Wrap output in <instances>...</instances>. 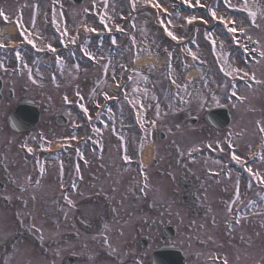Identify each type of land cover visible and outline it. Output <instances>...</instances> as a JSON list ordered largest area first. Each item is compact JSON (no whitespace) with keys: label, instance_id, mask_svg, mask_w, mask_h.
<instances>
[{"label":"rangeland","instance_id":"rangeland-1","mask_svg":"<svg viewBox=\"0 0 264 264\" xmlns=\"http://www.w3.org/2000/svg\"><path fill=\"white\" fill-rule=\"evenodd\" d=\"M157 3L160 7H154L155 13L152 7ZM230 3L233 7H229L224 0H199V3L197 0H107L105 6L104 0H84L83 5L73 7V12L69 11L71 19L73 15L77 17L66 24L69 36L65 41L71 42L67 45L72 48L69 54L61 57L59 63L56 59V64L53 59L52 70H44L40 67L38 59H28V61H37L33 64V71L21 68V72L14 74L13 79H18L23 77L21 76L23 73L28 76V73L36 72V69L46 74L51 73L53 69L58 71V78L62 82L49 89L50 96L80 91V100L87 105L90 112L88 118L91 119H87L85 123H89L90 126L74 136L77 138L87 135L92 141L96 139L102 149L95 154L91 149L89 151L84 147L81 155L86 164L79 166L80 170L73 178L68 177L66 173L68 172L66 156H54L57 161H53L50 157L41 162L40 164L46 168V174L38 181V178L33 181L30 177L35 167L32 162L15 171V175L22 182L25 179L24 182L29 180L31 184H27L26 203L19 209V215H16L17 213L12 215L9 210H0V242L12 232V224L19 222L20 219L26 227L33 226L39 230L40 245L39 241L34 243L27 240L26 246L24 245L27 256L25 262L10 258L6 264H65L68 258H74L76 262L72 264H147L148 254L159 245V230L149 229L145 232L144 223L149 224L151 221L157 223L163 215L159 214L160 216L157 217L152 212L161 211L162 205L171 198L169 193L172 184L165 177L169 172L163 175L164 172L161 171L162 166L168 164L169 148L176 146L180 152L185 150V154L189 156V160H193V164L200 165L206 162L208 167L211 165L219 167L223 162V160H214L210 154H207L212 152L208 148H215L216 141H212L208 129H204L201 124L202 114L207 109L226 102L228 75L225 73L237 68L234 66L237 61L233 65L235 58L218 32L211 33V40L207 37L206 33L210 32L206 31V25L212 20L207 7L216 9L218 17L234 19L237 28L244 27L246 30L244 34L240 33V37L249 36L256 39L258 47L264 48V34L257 35L249 31L246 19H251L246 18L248 14L243 7L244 0H230ZM247 3L254 11L264 10V0H247ZM184 4L207 7L197 12H189L182 8ZM85 8L89 9L90 16L85 15ZM101 15L105 17L103 23ZM134 17L133 21H128ZM191 17L207 23H195L196 19L189 23L187 18ZM27 19L32 27L33 21L30 20L32 16ZM47 19L52 22L50 17ZM262 22L263 20L258 19L259 24ZM82 23L89 24L88 27L94 28L98 33L104 31L110 36L102 42L101 47L97 48L99 43L95 36L98 33L92 32L89 37L87 31L79 32L78 27ZM51 24L53 23H50V27ZM250 25L255 30V26ZM56 27H60L57 21ZM165 28L182 39L174 41L168 36L170 41H163L161 34L167 36ZM112 31L118 34L113 35ZM12 38L16 40L15 37ZM73 38L75 43H72ZM4 39L9 38L0 39V42L3 43ZM49 40L55 42L53 36H49ZM113 40L116 41L115 44L112 43ZM212 40L215 41V45ZM79 41L82 43L79 44ZM78 47L86 49L95 59H90L88 56H86L87 60L83 59ZM190 52L196 54L195 59L189 54ZM169 53L172 54L171 57ZM149 54L164 55L163 65L139 63L133 66L134 58ZM105 65H108L107 70L104 68ZM191 65H195V77H188L186 74ZM28 68L26 66V69ZM54 73L51 74L52 77ZM83 78L85 80H82ZM173 80L176 83H173ZM104 93H107L109 98L117 97L116 105L104 104L105 100H108ZM92 104H97V109ZM157 105H159V116L156 115ZM99 107H104V110ZM132 108L136 112H132ZM98 109L100 112H97ZM139 116H142L145 122L144 129L141 128ZM193 117L197 119L196 124L187 125V120ZM95 120L98 121V125ZM150 120L156 121L155 127L151 125V128L165 133L166 137L162 143L159 142L155 132L149 134L145 130L151 124ZM94 129H99V132ZM113 135L116 139H113ZM223 137L225 138V133ZM60 140L58 143L63 141ZM149 142L153 145V154L158 152L160 163L154 168L153 174L150 173V169L145 170L150 174L151 179L143 182V184L148 183L144 188V192L148 190L144 196L154 205L151 203V209L139 214L138 211L133 210V205L138 207V204L145 206L148 203L144 204L145 198L137 195V191L142 189L141 182H138V187L135 188L133 186L135 181L132 180H137L142 173L137 174L134 165L122 167L121 159L124 156H121L123 152L120 149H128L133 145L138 147L142 143L144 148L150 146ZM189 149L193 151L189 152ZM117 152L120 154L117 155ZM194 158H198V161ZM76 165L78 166L79 163L76 162ZM82 168L86 170L82 172ZM88 172L92 173L89 177ZM152 181L156 182L154 186ZM68 183L75 184V193H68L63 197L61 187ZM83 192L85 195L98 194V196L90 203L84 198ZM103 195L114 196L116 202L114 215L109 212L111 207L107 204L109 199H104ZM69 200L72 201L71 204ZM92 202H95L94 205ZM177 207L179 206L176 201L170 210ZM98 221L99 223L102 221L100 228ZM179 232L180 226L177 227L175 238L177 244L180 238ZM140 237H146L150 241L147 250L140 248L137 241ZM242 250L250 254L249 249L242 248ZM107 253L110 254L109 257ZM88 255L91 256L90 260L86 258ZM258 259L261 261L260 264H264V253L259 254ZM250 260L248 256L245 264H253L255 261L250 263Z\"/></svg>","mask_w":264,"mask_h":264},{"label":"flooded vegetation","instance_id":"flooded-vegetation-1","mask_svg":"<svg viewBox=\"0 0 264 264\" xmlns=\"http://www.w3.org/2000/svg\"><path fill=\"white\" fill-rule=\"evenodd\" d=\"M262 59L264 60V57ZM245 73L248 75L245 76ZM253 75L255 79L251 78ZM236 77L243 78V83L235 84ZM233 92L236 96L232 95ZM66 98L70 102L75 99L74 96L68 95ZM22 101L36 107L38 121L34 126L16 132L8 126L7 118ZM227 106L230 117L226 133L228 160L237 163L232 159L233 153L238 155L241 161L247 155H252L254 159L248 168L264 176V131H261L264 128V61L259 67L231 75ZM74 121V113L69 107L60 104L58 95L38 94L26 85L16 88L11 80L4 82L0 79V208L7 207L9 212L19 215V209L24 207V198L27 197L25 184L15 175V171L21 167L17 146L22 142L28 148L33 146L34 151L48 150L54 139L61 135L65 137L69 157L75 161L79 153L76 152L71 137L84 127L75 126ZM230 143L234 147L229 148ZM181 157L180 153L177 176L172 179L176 178L182 187L179 194L180 207L176 214H181L178 223L182 225L180 246L184 252H188L192 242L201 250L206 247L208 251L222 255L228 264H238L240 260L241 264H245L248 256L250 263L253 260V264L260 263L258 256L264 253V184L250 175L249 186L245 189L243 179L231 168L225 179L210 180L201 170L186 167ZM107 197L114 198L113 195ZM236 200L239 204L231 205ZM171 204L165 205L163 213L169 212ZM235 207H239L236 218L239 223L234 222V225L232 221L235 218L231 214ZM188 220L191 221L188 223ZM164 222H169L167 215ZM148 225L145 230H155L160 226V222L151 221ZM13 226L14 230L9 234L7 244L0 246V261L3 262H6L11 250H14L27 234L24 223L20 220ZM208 231L212 234H208ZM242 248L249 249L250 254H246ZM201 253H193L194 263L188 258L186 264H205L199 260ZM17 257L24 258L20 250ZM214 263L218 264L217 261Z\"/></svg>","mask_w":264,"mask_h":264},{"label":"snow or ice","instance_id":"snow-or-ice-1","mask_svg":"<svg viewBox=\"0 0 264 264\" xmlns=\"http://www.w3.org/2000/svg\"><path fill=\"white\" fill-rule=\"evenodd\" d=\"M104 2H105V6H107V0H104ZM224 2L227 3L229 7H233V5L230 3V0H224ZM197 3H199V0H197ZM201 6L202 7H207V6H204V5H201ZM153 7L159 8L160 5L158 3L157 4H153ZM243 7H244V10L247 12L248 16L252 18V21H253L254 24H255V19H256L257 15L264 16V10H261V9H257L255 11L252 10V8L249 7V5H248L247 0H244ZM85 11H87V9H85ZM207 11H208L209 15L211 16V19L212 20L219 19L220 22L227 29L228 33L229 34H233L232 35V39H233V42L234 43H240V41L237 39V37L234 34L237 33V32L244 34L245 31H246L244 27L237 28L235 26V21H226L223 16H221V17L218 18L217 15H216V9H214L213 7H207ZM0 17H3L5 19V21H7V16L5 15V13L3 11H0ZM104 18H105L104 15H101V22L102 23L104 22ZM187 19H188V22L191 23V21L194 20V19H196V17H191V18H187ZM53 23L54 24L56 23L55 17L53 18ZM169 23H171V21H169ZM204 23H207V21H204ZM161 24H163V21H161ZM85 31L94 32L96 30L94 28H87L86 27L85 28ZM165 31L167 32V35L169 37H171V39L174 40V41H178V40L182 39L181 37H178V36L174 35L173 32L168 31L167 28H165ZM21 35L24 36V39L27 41L28 44L32 45L33 47H36L33 39H30L27 35L24 34V32H21ZM67 35H68V32H67V29H65V31L62 33V37L63 36H67ZM206 35L211 40L212 34L211 33H206ZM245 38L251 40V37L245 36ZM61 43H63V39H61ZM72 43H75V38L72 39ZM112 43L115 44L116 41L113 40ZM212 43H213V45H215V41L214 40H212ZM0 46H2V45H0ZM240 46L243 47V48H245V50H247V47L245 45L240 44ZM47 48L50 51H52V52H55L56 51V49L54 47H52L51 44H48L47 45ZM81 51L83 52V54L85 56H88L90 59H95V57L92 56V54L90 52H88L86 49H83L82 48ZM189 54L192 55L194 59L196 58V54L195 53H191L190 52ZM168 55H169V57H171L172 54L169 53ZM260 55H261V57H264V51H261L260 52ZM16 58L18 60L20 59V53L19 52L16 53ZM56 59H57V62L59 63L60 62V57L57 56ZM0 66H2V65H0ZM104 68H105V70H107L108 65H105ZM239 71H242V70L241 69H238V68H232L231 71H228L225 74L226 75H233L234 73L239 72ZM244 75L247 76L248 73H245ZM29 78L31 79V75L29 76ZM251 78L252 79H255L254 75ZM33 82H35V81H33ZM173 83H176V81L173 80ZM257 83H260V81H257ZM177 87H180V85H177ZM79 95H80L79 92H77V96H79ZM104 95H105V98L106 99L109 98L108 95H107V93H104ZM232 95L233 96H236V93L233 92ZM213 98L215 99V97H213ZM65 99H67V98L65 97ZM81 99H82V97H81ZM238 99H243V97H238ZM136 103H139V101H136ZM80 107L84 110L85 115H87L88 113H87V109L85 108V106L83 104H81ZM156 115L157 116L160 115L159 105L156 106ZM89 119H91V117H89ZM138 119L140 121L141 128L144 129V123L145 122H144L142 116H139ZM150 123H151V125L153 127H155V125H156V121L155 120H152ZM94 131L99 132V129H94ZM261 131H264V128H262ZM71 139H76V137L73 136V137H71ZM121 141H123V137H121ZM217 143H219V141H217ZM232 147H234V146L230 143L229 144V148H232ZM28 151L31 152L32 149L31 148H28ZM191 151H193V149H189V152H191ZM123 159L125 161H128L130 159V157L128 155H124ZM232 159L235 160V161H237V163H243V161H241V158L238 155H236L235 153L232 154ZM78 170L79 169L77 168V171ZM40 171H41V173H43V171H44L43 165H41ZM246 171L249 172V174L252 176L253 179H257V180H259V182L261 184H264V176H262L260 173L254 172L253 169L250 168V167L247 168ZM73 187H75V185H73ZM65 199H67V197H65ZM69 203L71 204L72 201L69 200ZM237 223H239V219H237ZM105 243H107V238H105ZM224 264H228L227 259L224 260Z\"/></svg>","mask_w":264,"mask_h":264},{"label":"bare ground","instance_id":"bare-ground-1","mask_svg":"<svg viewBox=\"0 0 264 264\" xmlns=\"http://www.w3.org/2000/svg\"><path fill=\"white\" fill-rule=\"evenodd\" d=\"M161 60L156 57V56H153L152 54L150 55H146L144 57H138L136 58V63H151V64H156V66H158L160 64ZM196 72H195V69L192 68L190 69L188 72H187V76L188 77H192L193 75H195ZM151 150H152V147L151 149L150 148H147V155L145 156V159H146V163L148 161V159L150 158V155H151ZM149 152V153H148Z\"/></svg>","mask_w":264,"mask_h":264},{"label":"water","instance_id":"water-1","mask_svg":"<svg viewBox=\"0 0 264 264\" xmlns=\"http://www.w3.org/2000/svg\"><path fill=\"white\" fill-rule=\"evenodd\" d=\"M169 252L170 251L167 248H163L160 251H158V252H156V253L153 254L152 260L155 259L157 261V264H162V262H163V256L165 254H168ZM175 255H176V253H175ZM171 262H172V264H177L175 258H173V260H171Z\"/></svg>","mask_w":264,"mask_h":264}]
</instances>
